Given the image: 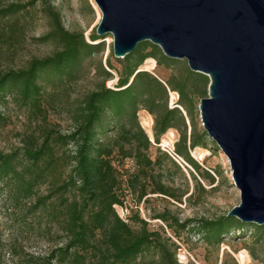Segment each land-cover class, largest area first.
Masks as SVG:
<instances>
[{
	"label": "trees",
	"instance_id": "obj_1",
	"mask_svg": "<svg viewBox=\"0 0 264 264\" xmlns=\"http://www.w3.org/2000/svg\"><path fill=\"white\" fill-rule=\"evenodd\" d=\"M31 3H8L1 7L0 23L9 19L16 21ZM45 9L49 29L38 41L54 42L58 49L50 56L31 59L23 68L0 72V98L14 94L21 105H35L46 83L73 79L83 60L103 50L101 40L106 36L98 37L93 30L86 40L81 32L65 30L58 12L49 6ZM147 59L164 70L179 65L178 60L166 58L157 46L141 42L122 59H115L120 68L115 72L114 85L107 88L104 81L110 79V71L115 70L106 57L105 65L109 71L100 67L103 80L79 102L72 131L57 137L55 144L66 147L71 143L74 149L72 155L67 156L64 166L68 171L59 187L72 194L69 199L66 196L62 198L66 205L59 213L61 228L68 241L52 252L57 254L55 264L82 261L80 251L91 246L90 242L97 234L100 235V244L93 247L95 261L92 264H127L150 249L157 252L160 264H177L174 252H168L164 243L159 241L157 232L149 231L136 211L128 214L124 199L126 196L133 198L134 205L147 201V195L180 201V197L161 182V165L167 162L173 171L182 175L181 166L158 147L153 148L168 130H174L177 136L173 154L200 180L213 181L212 176L201 169L188 153L194 148L213 149L203 130L196 127L197 105L200 99L207 97L208 78L181 64L182 74L163 80L140 69ZM170 92L177 97L173 107L167 106ZM138 110L152 117V141L148 140L136 120ZM49 138L50 131L45 132L42 142L37 147L30 144L19 159L14 154L0 153V182L15 178L20 181L18 192L23 196L29 194L37 176L24 182L21 173L25 169L19 172L18 167L24 163L35 167L39 162L51 165L53 145L49 144ZM127 161L131 162L130 167L125 166ZM183 168L195 186L202 189L193 173ZM43 200L37 199L31 209ZM114 207L125 210L124 219L116 215ZM151 217L162 222L174 234L185 227L201 233L208 246L217 247L221 236L231 230L252 229L257 234L254 228L257 225L241 223L227 215L213 220L188 219L181 224L170 219L166 212ZM131 223L138 224V229L134 230ZM236 225L240 227L234 228ZM45 264L50 263L47 261Z\"/></svg>",
	"mask_w": 264,
	"mask_h": 264
},
{
	"label": "rangeland",
	"instance_id": "obj_2",
	"mask_svg": "<svg viewBox=\"0 0 264 264\" xmlns=\"http://www.w3.org/2000/svg\"><path fill=\"white\" fill-rule=\"evenodd\" d=\"M29 2L32 5L16 21L9 19L0 23V72L23 68L31 59L50 56L58 49L54 42L38 41L49 29V18L45 9L47 6L58 12L65 30L81 32L86 40L100 21V14L92 0H0V8L8 3ZM104 36L106 37L101 40L103 50L83 60L73 79L46 83L35 105H21L14 94L0 98V153L14 154L19 159L30 144L37 147L42 142L44 133L48 131L49 144L53 145L51 165L39 162L35 167L28 163L18 167L19 172L25 169L21 173L24 182L37 176L29 194L23 196L18 192L20 181L15 178H6L0 182V264H45L47 261L55 264L57 254L52 252L56 248H62L68 241V236L61 228L59 213L66 205L62 198L66 196L69 199L72 194L63 192L59 187L68 171L64 164L67 163V156L72 155L74 145L69 143L63 147L55 142L58 136L72 131L73 117L79 102L102 82L100 67L108 70L105 65L106 57L115 71H110L112 77L104 81V86L111 88L115 83V72L120 65L112 56L111 36ZM178 62L179 65L164 70L156 67L153 60L147 59L140 69H146L145 71L165 80L169 76H179L184 72L181 64L187 67L185 60ZM176 100L175 93L170 92L167 106H175ZM136 120L148 140L152 141V117L145 111L138 110ZM196 127L201 128L199 118ZM176 139L175 131L168 130L153 148L158 147L160 151L171 154ZM208 140L212 142L209 138ZM209 146L211 147L210 144ZM212 148H194L188 151L200 168L212 176V182L200 180L185 163L179 161L181 175L173 171L167 162H163L161 182L171 188L180 197V201L175 202L160 195H147V201L134 205L133 198L131 200L126 196L124 207L128 214L136 211L146 222L147 229L157 232L159 241L164 243L168 252H174L177 264H241L242 251L248 257L245 264H264L262 226L254 227L257 234L252 229L231 230L221 236L216 247L208 246L202 234L190 231L189 227L174 234L159 220L151 219L155 214L166 212L178 224L188 219L213 220L238 206L239 191L231 183L228 162L214 144ZM125 166L130 167L131 162L127 161ZM183 167L193 173L202 189L195 186ZM39 198H44L43 203L31 209ZM114 210L119 218L124 219L126 212L123 208L114 207ZM131 227L136 230L138 224L131 223ZM239 227L236 225L234 228ZM90 244L85 251H80L83 259L76 264H92L95 261L93 247L100 244V235L97 234ZM62 264L75 263L65 261ZM127 264H160V259L157 252L150 249Z\"/></svg>",
	"mask_w": 264,
	"mask_h": 264
},
{
	"label": "water",
	"instance_id": "obj_3",
	"mask_svg": "<svg viewBox=\"0 0 264 264\" xmlns=\"http://www.w3.org/2000/svg\"><path fill=\"white\" fill-rule=\"evenodd\" d=\"M98 37L122 59L149 42L208 78L197 105L203 132L224 155L239 204L227 216L264 225V0H92Z\"/></svg>",
	"mask_w": 264,
	"mask_h": 264
},
{
	"label": "built area",
	"instance_id": "obj_4",
	"mask_svg": "<svg viewBox=\"0 0 264 264\" xmlns=\"http://www.w3.org/2000/svg\"><path fill=\"white\" fill-rule=\"evenodd\" d=\"M165 152H167L168 154H169V156L179 165V166H181V164H180V162L181 163H183L184 164V162L179 158V157H177L176 155H174L173 154V152L172 151H170L171 152V154L168 152V151H165ZM180 161V162H179Z\"/></svg>",
	"mask_w": 264,
	"mask_h": 264
},
{
	"label": "bare ground",
	"instance_id": "obj_5",
	"mask_svg": "<svg viewBox=\"0 0 264 264\" xmlns=\"http://www.w3.org/2000/svg\"><path fill=\"white\" fill-rule=\"evenodd\" d=\"M153 67V66H152ZM146 70V69H145ZM144 123V122H143ZM144 126V125H143ZM147 127V126H146ZM200 156V155H199ZM246 252L242 251L240 252V258H241V264H245V262H247L248 257L245 255Z\"/></svg>",
	"mask_w": 264,
	"mask_h": 264
}]
</instances>
